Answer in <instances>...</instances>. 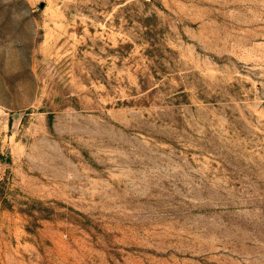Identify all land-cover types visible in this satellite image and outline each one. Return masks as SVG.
Wrapping results in <instances>:
<instances>
[{
  "label": "rangeland",
  "instance_id": "rangeland-1",
  "mask_svg": "<svg viewBox=\"0 0 264 264\" xmlns=\"http://www.w3.org/2000/svg\"><path fill=\"white\" fill-rule=\"evenodd\" d=\"M0 264H264V0H0Z\"/></svg>",
  "mask_w": 264,
  "mask_h": 264
}]
</instances>
